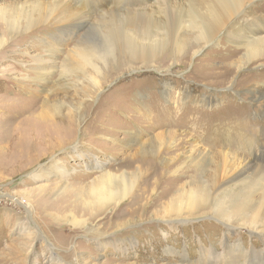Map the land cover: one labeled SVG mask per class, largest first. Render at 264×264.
I'll use <instances>...</instances> for the list:
<instances>
[{
  "label": "rangeland",
  "instance_id": "rangeland-1",
  "mask_svg": "<svg viewBox=\"0 0 264 264\" xmlns=\"http://www.w3.org/2000/svg\"><path fill=\"white\" fill-rule=\"evenodd\" d=\"M10 1L13 0H0V8ZM107 1L122 9L135 3ZM87 3L95 6L94 0ZM6 28L0 22V35ZM85 32L61 37L55 26L35 29L9 38L8 43L13 38L20 41L0 56V136L8 122L14 123L12 136L15 130L23 135L22 149L15 150L20 137H10L8 154L0 156V264H79L80 260L85 264H223L204 261L201 252H223L225 242L239 243L245 251L255 248L264 253L263 233L245 230L238 222L233 226L225 224L212 217L211 209L168 220L153 219L150 214L161 203L190 190V182L196 183L198 178L211 184V194L215 193L218 187L213 185L220 179L218 174L222 175V168L228 165L222 158L226 151L230 154L228 161L236 154L245 164L258 158L264 162V116L256 98L258 90L264 92V58L238 69L244 50L233 48L219 36L213 45L189 56L182 66L167 57L160 63L163 72L146 68L103 70L102 76L96 77L102 83L101 89H94L84 75L71 73L73 84L58 90L56 83L63 77V62L69 57L74 62L70 66L76 65L78 61L71 53ZM55 40L62 47L56 46ZM43 42L53 44L60 52L49 55ZM189 45L196 44L191 41ZM27 53L44 60L54 56L56 69L47 84L24 79L32 59ZM86 71L94 76L91 68L86 67ZM16 79H22L23 84L15 83ZM47 99L50 103L43 104ZM6 102L8 106L3 105ZM24 102H39L41 111H48L54 124L67 127L71 135L62 148L52 150L55 146L51 136L41 145L35 135H29L38 131L47 137L46 132L54 131V127L41 128L40 121L24 118L8 121ZM150 141L158 142L157 154L140 151L141 145ZM249 141L253 142L249 145ZM22 150L21 160L4 168L2 163L19 160ZM133 155L135 164L130 168L126 160ZM202 158L201 171L196 172L195 165ZM57 163L65 167L68 177H59ZM97 164L116 173L139 168L143 171L132 195L151 186L149 193L158 196L143 222L138 219L126 228L115 229L111 222L102 220L104 216L111 217L115 209L101 213L94 221L90 219L92 215L76 209V198L101 174L95 168ZM39 169L50 173L32 179ZM150 172L148 185L144 176ZM62 186L65 190L60 191ZM61 199L69 206L68 214L75 212L77 219L88 223L78 227L63 221L65 214L57 211L58 205L62 206ZM129 201L130 198L125 203ZM128 209L121 208L113 223L129 221L123 214ZM50 213L54 216L53 226L46 224L49 222L45 217ZM96 228L107 233L103 237L109 241L106 248L99 245L102 232L93 233ZM170 249L182 256L169 253Z\"/></svg>",
  "mask_w": 264,
  "mask_h": 264
},
{
  "label": "bare ground",
  "instance_id": "bare-ground-1",
  "mask_svg": "<svg viewBox=\"0 0 264 264\" xmlns=\"http://www.w3.org/2000/svg\"><path fill=\"white\" fill-rule=\"evenodd\" d=\"M88 1L13 0L2 5L0 22L7 28L0 35V56L6 54V50L11 44L16 45L20 41L13 38L14 40L8 43V39L14 35H26L35 29H46L51 26L57 28L61 37L86 30L85 36L83 35L84 37L79 40L75 50L71 53L78 61L75 62L76 65L70 66L74 62L68 60L69 57L66 58L67 61L63 62L61 67L63 77L56 83L58 90L73 84L72 78H70L71 73L84 75L92 83L94 89H101L102 83L96 77L102 76L106 70L130 68L136 71L146 68L163 72L164 69L160 67V63L166 62L167 57L172 58L177 66H182L189 56L198 54L204 46L213 45L219 36H222L221 38L227 43L229 42L233 48L244 50L243 57L239 59V63L237 62L238 69H242L244 64L258 62L264 58V0H148L149 3L145 0H135V3L132 4L133 7L124 9L119 5H112V2L107 0H94L95 6L89 5ZM191 41L196 44L195 47H190ZM59 42L55 40L56 46L62 47ZM43 43L44 47L47 46L46 52H49V55L60 52V49L53 44ZM26 55L32 56L30 53ZM33 64L34 66L31 67ZM28 65L24 79L40 84H47L56 69L54 56L50 60L32 56ZM86 67L93 70L94 76L87 74ZM21 81L22 79H16L15 83L22 85ZM52 92L54 91L50 93ZM256 93V98L261 104L260 114L264 116V92L258 90ZM49 103V99L43 102L46 105ZM22 104H24L23 108L14 112V116L8 121L24 118L27 121H40L38 124L41 125V128L52 126L54 131L48 130L47 137L38 131H32L29 135H35L34 139H38V143L41 145H45L48 136H51L53 146H55L52 150L62 148L71 135L67 127L62 128V126L54 124L49 112L41 111L42 104L39 102H24ZM3 105L8 106L9 104L6 102ZM67 120L72 125L70 118ZM13 125V122L10 124L8 122L3 136H0V156L8 154L11 147L9 140L14 137H20L16 141V152L22 149L23 135L20 136L15 130V134L12 136ZM133 139L139 141L136 137ZM157 141L142 144L140 151L143 154H157L155 146ZM250 142L253 141H249V145ZM228 152L222 153V158L228 165L226 164L222 168L223 176L218 174L220 179L218 178V181H215L213 185L218 187L215 193L211 194L209 189L211 184H208L203 178H198L196 183L190 182L192 186L191 189L189 187L190 190L182 192V195L172 197L168 203H161L153 210V213H150V209L153 207L152 202L158 196L149 193V190L152 189L151 186L148 188L149 190L144 189L141 194L138 190L136 194L132 195L138 189L139 181H141L139 179L143 175L140 168L116 173L107 171L102 164H97L95 168L99 169L101 174L84 193L81 192L82 194L76 198L78 201L76 209L92 215L90 217L92 221L101 213L105 215L110 208L115 209L111 217L104 216L102 219L108 224L111 222L110 226L116 227L115 229L126 228L129 223H135L139 221L138 219L143 222V218L147 217L149 213L153 219L168 220L172 217L180 219L184 215L206 213L211 209L212 217L220 219L225 224L233 226L235 222H238L245 230L264 234V162L258 158L245 164L242 160L240 161V158H237L236 154H233V159L228 161L230 159ZM22 156L23 150L19 160L11 159L9 162L2 163L4 168L17 164ZM79 158L84 160L83 156H79ZM135 158L136 156L133 155L126 160L129 162L130 168H133ZM202 159V162L199 161L195 165L196 172L201 171V165L204 163V158ZM56 166L59 177L69 176L61 163H57ZM48 172L49 170L44 172L43 169H39L35 171L32 179H39L43 173L49 175L50 172ZM151 175L150 172L144 176V180H148V185L151 184ZM221 180L223 181L220 184ZM63 190H65V186L60 188V191ZM129 198L130 201L125 203ZM61 203L62 206L58 205L57 211L65 214L63 221L78 227L86 224L87 221L77 219L75 212L67 213L69 206L65 205L64 199H61ZM27 204L30 206L31 202L28 200ZM124 206L129 207V211L123 212L130 218L129 221L113 223L116 213ZM52 218H54L52 213L45 217L49 222L46 223L47 225L53 226ZM96 232L100 234L102 231L100 228H96L93 233ZM105 236L107 233L102 232L99 237V245L102 248H106L109 244V241L103 238ZM113 242L114 240L111 241V243ZM223 246V252L212 250L201 252L202 259L204 261L217 260L218 263L222 262L223 264H264L262 251H257L255 248L245 251L243 245L239 243L225 242ZM52 247L53 245L50 248ZM169 253L182 256L174 249H170ZM240 260L243 262L239 263ZM79 264H85V262L80 260Z\"/></svg>",
  "mask_w": 264,
  "mask_h": 264
}]
</instances>
